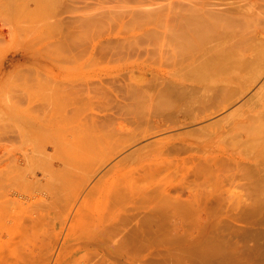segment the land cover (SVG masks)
<instances>
[{"label": "rangeland", "instance_id": "374dc122", "mask_svg": "<svg viewBox=\"0 0 264 264\" xmlns=\"http://www.w3.org/2000/svg\"><path fill=\"white\" fill-rule=\"evenodd\" d=\"M17 1L0 6V66L24 51L42 63L0 80V228L14 235L0 234V264H264V0ZM103 4L112 16L83 31ZM211 45L240 60L208 89L188 68ZM205 140L238 158L190 171ZM166 141L163 157L128 159ZM132 169L149 198L127 206ZM125 212L123 233L104 236ZM142 225L148 247L112 252Z\"/></svg>", "mask_w": 264, "mask_h": 264}, {"label": "bare ground", "instance_id": "6f19581e", "mask_svg": "<svg viewBox=\"0 0 264 264\" xmlns=\"http://www.w3.org/2000/svg\"><path fill=\"white\" fill-rule=\"evenodd\" d=\"M16 2H18L17 0H16ZM15 2V3H16ZM25 1H23V3H24ZM26 2L27 3H25L26 5L27 4H31L32 2L34 3L35 2V0H29V2H28V0H26ZM104 2H105V0H104ZM107 2H108V0H107ZM14 3V0H0V6L2 7L3 6V9H5V10H7V11H10V9H11V7H13L12 6V4ZM35 4V3H34ZM109 3H107V5H108ZM106 4H103L100 8L101 9H99V8H97V7H91V8H87V9H85V11H84V15L83 16H81L80 18H79V20L77 21V23H78V25L80 26V28L81 29H83V31H85V29L86 30H91L92 28H94V27H96V26H98L100 23L102 24L103 23V21H105V20H107V19H109L111 16H112V13H110V11L109 10H111L110 9V7H108L107 5L105 6ZM25 8V7H24ZM26 9H28V7L26 8ZM31 12H32V10H31ZM83 13V12H82ZM200 21H198V23H199ZM202 22H204V21H202ZM201 22V23H202ZM205 23V25L204 26H206V25H208L209 23L208 22H204ZM195 24H196V22H195ZM194 24V25H195ZM192 25H193V23H192ZM200 25V26H199ZM199 27H202L201 26V24L199 23ZM203 26V27H204ZM189 27H190V25H189ZM196 27V28H195ZM193 26V28L192 29H199V28H197V26ZM11 28V27H10ZM191 28V27H190ZM206 28V27H205ZM205 28H203V30H206ZM208 30L210 29V27L208 26V28H207ZM199 30H202V29H199ZM208 30H207V33H208ZM81 32L82 31H80V36H81ZM87 32V31H86ZM89 32V31H88ZM191 32H192V30H191ZM195 32V34H196V31H194ZM193 32V33H194ZM83 33V32H82ZM199 33V32H198ZM197 33V34H198ZM204 33V32H203ZM203 33H201V34H203ZM209 33H211L210 32V30H209ZM208 33V34H209ZM86 34H88L89 35V33H86ZM207 34V35H208ZM83 35H84V33H83ZM200 35V34H199ZM206 35V34H205ZM79 36V38H81ZM196 37H197V35H196ZM196 37L194 36V37H192L191 39L193 40V38H195L196 39ZM205 37V36H204ZM203 37V38H204ZM200 38H201V36H200ZM203 38H201V39H203ZM205 38H207V37H205ZM204 38V40H206ZM210 38V37H209ZM194 39V40H195ZM199 39V38H198ZM198 39H196L195 41L196 42H198L197 40ZM231 39H233V38H231ZM98 40H96V42H97ZM189 41V40H188ZM191 41V40H190ZM96 42H94L96 45H97V43ZM99 42V41H98ZM196 42H194L195 44H196ZM201 42V41H200ZM188 43V42H187ZM191 43V42H190ZM199 43V42H198ZM197 43V44H198ZM94 44V45H95ZM200 44V43H199ZM231 44V43H230ZM93 45V46H94ZM95 45V46H96ZM189 45V44H188ZM201 45V44H200ZM215 45H218V44H215ZM215 45H211L213 48H214V46ZM228 45V44H227ZM237 45V44H236ZM189 46H191V45H189ZM220 46V45H219ZM222 46H224V45H222ZM221 46V47H222ZM192 47H194V46H192ZM200 47V46H199ZM215 47H217V46H215ZM218 48V49H216V48H214L215 50H212L213 51V53L211 52V51H207L205 48H203V49H201V51H202V56H200L199 58H197V59H195L190 65H189V68H188V70L190 69V71H192V72H194L195 73V75H196V77H198L199 79H201V80H203V81H205V83H206V81H209L207 84H206V87L208 88V89H210L209 88V86L210 87H214V85H216V83H217V81L218 80H222V79H226V76L228 75V74H231V75H233V76H235L236 74H232L234 71H236V69H237V65L239 64V60H240V58H239V55L237 56L236 55V53H234V51H235V49L234 48H230V49H227V47L226 46H224V47H226L225 49H223V48ZM229 47H232V46H229ZM237 47V46H236ZM190 48V47H189ZM201 48H202V46H201ZM212 48V49H213ZM21 49H24V48H21ZM195 49V48H194ZM208 49V48H207ZM210 49H211V47H210ZM209 49V50H210ZM26 50V49H25ZM193 50V49H192ZM225 50H227V51H225ZM194 51V50H193ZM18 52V51H17ZM27 52H29V51H24L23 52V54L24 53H26L27 54ZM32 52V53H31ZM30 52V56H27L26 54H21V55H16L15 57H13L14 59H12L10 62H9V64H8V66H0L1 68H2V70H1V78H0V80H3L2 79V77H4V76H6L7 75V73L9 74H11V73H15V72H17V71H19V69H21V68H24V67H26V66H28L29 64H31V66H32V64H34V66L36 65V63H38V64H40V66H41V63L42 62H39V57L37 56V55H35V53L33 52V51H31ZM32 54V55H31ZM34 54V55H33ZM260 55H261V53L259 54V57H260ZM256 57H257V55H255ZM18 57V58H17ZM258 57V58H259ZM262 57V56H261ZM261 57L259 58V60L261 59ZM41 60V59H40ZM258 60V59H257ZM34 61V62H33ZM32 62V63H31ZM49 63V62H48ZM39 66V67H40ZM46 67H49L48 65L46 66ZM18 69V70H17ZM49 74H60L61 73V71H58V73H57V71H55L54 69H52V70H48L47 71ZM7 76H9V75H7ZM5 78V77H4ZM208 85V86H207ZM212 89V88H211ZM262 90H264V86H263V88H262ZM186 99V98H185ZM232 114V113H231ZM234 116V115H233ZM231 119V117L229 118V120ZM38 122V121H37ZM35 124V123H34ZM42 125V124H41ZM46 126L47 125H45V128H46ZM42 127H43V125H42ZM51 127V128H50ZM47 128H50L51 130H52V125H50L49 127L47 126ZM46 128V129H47ZM50 129H49V131H50ZM203 130V129H202ZM170 141H172V140H170ZM206 141L207 140H205V141H203L202 143H200V144H198V149H199V151H201V152H203V154H204V152H205V156H203L202 158V160H203V163H198L196 166H193L192 168H191V170L190 171H194L195 173L197 172L198 174H199V166L200 165H203L204 167L205 166H207V167H209V168H211V165H212V163L210 162V161H216V160H219V159H221V157L222 156H225L226 158H228V159H236V158H238V156H237V154H238V152H236V151H231L230 150V152H229V150L228 151H226L225 149L223 150L222 149V151H221V149H219L218 150V153L216 152V150H214V148L212 147V148H209V149H211V153H210V150H208V146H209V141L210 140H208L207 141V144H208V146H207V144H206ZM167 143H165V142H157L156 144H148V145H145L143 148H140V149H138L137 151H135V152H133V153H131V155H129V157H128V159L129 158H134L135 160H138V161H140V162H142L143 161V159H149V157H151V156H154V157H163L162 155L165 153L164 152V148L166 147V144H168V143H171V142H169V141H166ZM157 145H159V146H157ZM210 145H211V141H210ZM209 147H211V146H209ZM200 149H202V150H204V151H202V150H200ZM213 149V150H212ZM198 151V150H197ZM207 151H209V153H210V155L209 154H207ZM207 155V156H206ZM194 156V158L196 157V155L194 154L193 155ZM134 170L135 169H132V170H130V171H128V172H126L124 175H123V178L122 179H124V181H125V183L123 184L124 186H123V188L124 189H122V191L118 194L119 195V197L124 201V202H126L127 203V206H129V205H131L132 206V202L133 201H135L136 199H138V198H140L141 199V201L143 200V199H146V198H149L148 197V195H147V193L149 192V191H147V189H145V187H146V185H145V187H144V185H142L143 186V189H145V190H141L140 189V187H141V185H137V184H135L134 183V181L132 182V178L131 177H133V172H134ZM196 173V174H197ZM186 174H188V173H186ZM185 174V175H186ZM185 175H183V176H185ZM187 176V175H186ZM185 176V177H186ZM127 180V181H126ZM134 180V179H133ZM184 181V180H183ZM186 181V180H185ZM184 181V182H185ZM180 182L181 183H183L181 180H180ZM134 183V184H133ZM133 184V185H132ZM134 185H136V187L138 186L139 187V189L140 190H138V189H136V188H134L135 186ZM181 185V184H180ZM134 186V187H133ZM181 186H183V185H181ZM126 187H127V189H126ZM137 187V188H138ZM147 187H148V185H147ZM150 189V188H149ZM148 189V190H149ZM14 192L16 193V192H19V190L17 189V187H15L14 188ZM79 194L80 193H74V194H72V195H70V196H68V198H69V202L68 203H71V202H73L72 204H71V209H73L74 208V206L76 205V203L78 202V198H79ZM2 196V195H1ZM0 196V204H3V200H2V197ZM4 196V195H3ZM193 196H194V194H193ZM192 197V196H191ZM177 199V198H176ZM181 199V198H180ZM180 199H178L177 201L178 202H181L180 201ZM192 199H197V201H199V198H197V197H192ZM182 200V199H181ZM207 200H208V198H207ZM5 201V203L6 202H8V200H4ZM15 201H17V200H15ZM137 202L139 201V199L138 200H136ZM176 201V200H175ZM177 201L175 202V205L177 204ZM128 202H130V204H128ZM147 203H148V201H146ZM146 202L144 203V204H146ZM192 202H194V201H192ZM196 202V201H195ZM203 202V201H202ZM207 201H204L203 203H206ZM210 202V201H209ZM208 202V203H209ZM16 202H14L13 204H15ZM139 203H140V201H139ZM143 203V202H142ZM183 202H181V205H180V203H179V205L180 206H183L184 204H186L187 202H184L183 204H182ZM197 203V202H196ZM135 204V203H134ZM190 204H192L191 203V201H190ZM137 206L139 205L138 203L136 204ZM143 205V204H142ZM141 205V206H142ZM140 206V207H141ZM177 206V205H176ZM188 206L190 207V205H189V202H188ZM204 207H205V205H204ZM136 208H138V207H136ZM178 209V208H177ZM179 209H181V208H179ZM130 210V209H129ZM131 211V210H130ZM129 211V212H130ZM78 213H77V215H76V217L77 216H80V212H81V208H79L78 209V211H77ZM128 212V211H127ZM128 212V213H129ZM133 213V212H132ZM126 214V212L124 213V215H123V217H121V219L120 220H117V221H115L109 228H107L105 231H104V233H103V235L104 236H108L109 235V237H111V236H113V235H116V234H121V233H123V231H124V227H123V225H126V224H128L127 223V221L128 220H131L132 218H134V215L133 216H126L125 215ZM128 215V214H127ZM162 215L163 216H165L166 214H164V213H162ZM129 222V221H128ZM146 224V223H145ZM18 224H16L15 226H17ZM145 225H142V226H139V230L137 231V232H135V233H132V234H126L125 236H123V238L118 242V244L116 245V247H114L113 249H112V252L113 253H120L121 252V254L122 253H128L129 251H131V250H134V251H138V249L139 250H143L144 248H146V247H148V245H150V244H148L147 245V243L145 242V232H146V229H145V231H144V229H143V227H144ZM148 227V226H147ZM144 228H146V227H144ZM12 229H7L6 230V232H3L2 230H1V228H0V234L1 233H3L4 235H6V236H8V237H10V236H14V235H12L11 233H12ZM150 231V230H149ZM95 233L97 234L98 233V231L97 230H95ZM140 233V234H139ZM188 234V233H187ZM2 235V234H1ZM99 235V234H98ZM183 235V234H182ZM181 235V236H182ZM189 237V236H188ZM188 237H187V239H188ZM186 238V237H185ZM190 238V237H189ZM1 239V238H0ZM103 239V238H102ZM170 239V238H169ZM181 239V238H180ZM208 239V238H207ZM96 240H98V238H96ZM147 240H148V238H147ZM161 241H164L165 239L163 238V239H160ZM174 240L175 239H173V236H172V239H170V242H174ZM184 240V238H182V241ZM186 240H184L183 242H185ZM190 241V240H189ZM137 242H140L141 243V245L139 246V245H136V243ZM149 242H150V239H149ZM188 242V241H187ZM92 243H97V242H95V239H93V241H92ZM154 243V242H153ZM179 243H181V241L179 240ZM186 243V242H185ZM193 242L191 241V244H192ZM174 244V243H173ZM188 244H190L189 242H188ZM195 244V243H194ZM205 244V243H204ZM96 245V244H95ZM179 245V244H178ZM181 245V244H180ZM185 245V244H184ZM183 245H181V247H182ZM190 246V245H189ZM192 246V245H191ZM180 247V246H179ZM186 247V249H187V246H185ZM138 248V249H137ZM184 249V248H183ZM185 249V250H186ZM196 249V248H195ZM260 249H262V251L261 250H259V252L261 251V253L264 251V247L263 248H260ZM176 250V249H175ZM188 251H189V249H187ZM210 250V249H209ZM258 250V249H257ZM173 251V250H172ZM197 251V250H196ZM207 251V250H206ZM205 251V252H206ZM212 251H213V249H212ZM96 252L98 253V254H100V250H98L97 251V249H96ZM174 252V251H173ZM179 252H181V251H178V253ZM204 253V252H203ZM213 253V252H212ZM211 253V254H212ZM217 253V252H216ZM216 253H215V255H216ZM200 254H201V252H200ZM209 254V253H208ZM218 254V253H217ZM203 256H204V254H202ZM199 256V255H198ZM212 256H213V254H212ZM201 257V256H200ZM197 258V257H196ZM202 258H205V257H202ZM201 258V259H202ZM213 258V257H212ZM201 259H200V261H201ZM206 259H207V257H206ZM210 259H211V257H210ZM222 259H224V258H222ZM203 260H205V259H203ZM202 260V261H203ZM208 260V259H207ZM216 260V259H215ZM221 260V259H220ZM197 261V260H196ZM199 261V260H198ZM198 261H197V264H199L198 263ZM199 261V262H200ZM212 262H213V260H211ZM217 261V260H216ZM219 261V260H218ZM217 261V262H218ZM222 261V260H221ZM226 261H227V259H226ZM225 261V262H226ZM195 262V261H194ZM206 262V261H205ZM209 262V261H208ZM211 262V263H212ZM204 263V262H203ZM207 263V262H206ZM229 263V262H228ZM214 264V263H213ZM220 264V263H219ZM230 264H231V262H230Z\"/></svg>", "mask_w": 264, "mask_h": 264}]
</instances>
